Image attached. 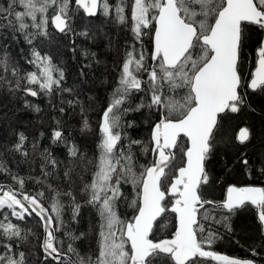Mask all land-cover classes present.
<instances>
[{
	"label": "snow or ice",
	"instance_id": "obj_1",
	"mask_svg": "<svg viewBox=\"0 0 264 264\" xmlns=\"http://www.w3.org/2000/svg\"><path fill=\"white\" fill-rule=\"evenodd\" d=\"M126 8L129 10L127 15ZM80 9L88 17H95L98 10L109 16L113 6L108 0H4L0 4V31L10 32L11 40H18L17 34H22L29 45H33L36 39L52 41L54 33L77 35L75 13ZM114 12L115 21L128 28L132 39L126 42L115 86L102 113L96 171L91 183L84 188L87 193L85 203L96 210L99 218L98 255L95 261L90 257L81 258L80 264H204L205 259L219 264H254L249 259L229 258L206 250L211 248L217 236L211 228L206 229L202 221L210 219L205 206L215 205L223 209L224 214L219 219H211L232 231L231 217L237 209L250 204L258 210L257 218L264 233V187L229 185L225 199L217 203L204 197L202 186L209 182L205 161L216 147L215 134L221 127L222 114L237 113L247 105L245 88L264 94V0H119ZM248 25L257 26L262 34L257 49V66L250 81H246L239 71L248 39ZM78 34L87 37L90 32L85 30ZM71 43L75 44L74 41ZM149 43L150 48L146 46ZM6 49L7 44L3 56H0V81L8 84L10 93L20 90L32 97L40 93L51 97L54 91L57 94L74 92L73 88L62 86L64 71L53 63L50 54L33 46L27 62L34 65L36 71L21 75ZM9 72L18 77L14 85L5 75ZM80 75L85 76L83 68ZM178 89H187L181 100L174 96ZM140 93L143 94L140 103H135ZM63 102L72 105L78 100ZM25 105L31 106L28 101ZM80 108L81 131H90L86 106L81 103ZM143 109L149 112L146 119L151 122L152 146L131 139L125 145L126 133L121 131L123 118L129 112ZM35 110L40 109L37 106ZM60 111L64 109L60 108ZM157 114L160 118L152 121L151 117ZM124 123L133 126L132 122ZM181 135L190 141L186 148V166L180 167L178 176L170 182L165 169L170 163L171 150L179 147ZM16 137L10 151L26 159L27 137L23 132L16 133ZM249 139L247 127L241 128L235 137L240 144ZM52 140L67 145L59 128L53 130ZM133 145L142 146L141 153L152 152L158 158L150 165H140L137 154L132 151ZM68 152L71 157L83 158L74 144ZM42 155L45 159L51 157L48 148H44ZM241 162L249 170V161L243 154ZM49 163L54 166L57 161L50 159ZM71 171L65 172V176ZM0 173H7L18 185L14 188L0 184V209H11L12 216L20 220L35 213L43 222L45 231L41 243L45 259L61 260L63 242L54 235L59 227L53 229L54 220L59 221L61 216L59 201L52 204L53 217L38 198L43 193L33 196L26 192L25 178L13 174L2 159ZM122 183H131L138 197L129 202L135 212L130 220L122 219L118 212L119 202L127 199L121 190ZM166 192L174 198L170 211L176 214L178 223L171 238L154 240L150 238L154 223L169 210V206L162 203ZM72 200V218L75 220L81 205L75 203L74 196ZM0 234L8 241L3 245L0 264H25L24 252L16 253L15 248L27 240V235L11 221L0 223ZM85 235L82 232L75 238ZM68 251H74L71 244Z\"/></svg>",
	"mask_w": 264,
	"mask_h": 264
},
{
	"label": "trees",
	"instance_id": "obj_2",
	"mask_svg": "<svg viewBox=\"0 0 264 264\" xmlns=\"http://www.w3.org/2000/svg\"><path fill=\"white\" fill-rule=\"evenodd\" d=\"M3 3L4 0H0V4ZM108 3L113 6L112 14L109 16H105L102 10H98L95 17H87L82 9L76 11L74 29L77 35L65 36L54 33L52 41L36 39L33 41V45H29L25 42L22 34H17L18 40H11L10 32L0 31V37H8L7 40L0 38V54L1 51H4V45L7 44L6 51L14 57V63L21 75L36 71L34 65L27 62L31 58V49L35 46L42 53L50 54L53 63L63 69L65 80L62 86L74 89L72 94L67 92L57 94L54 91L51 97L44 93L32 97L17 90L19 95L16 96L9 92L8 84L3 82L4 85L0 82V159L4 160L6 166L12 169L13 174H19L25 178L24 190L26 192L33 196L43 193V196H38V198L49 209L50 215L55 217V213L51 212L54 201H59L62 206L60 219L59 221L54 220L53 224L54 230L59 227V231H54V235L58 241L63 242L61 250L64 257L58 263L49 258L45 259V255L42 254L40 250L41 231L33 221L17 219L12 216L11 209L6 207L0 209V223L11 221L20 227L22 234L28 237L25 242L15 248L16 253L24 252L25 264H80L81 258L90 257L95 261L98 255L99 218L96 210L85 203L87 193L84 188L85 185L91 183L96 171L100 155L98 144L101 140L99 124L103 110L107 107L110 94L115 86L126 42H130L132 39L128 28L118 24L114 19V6L119 3V0H108ZM128 11L126 8V15ZM91 25L100 27V30L104 31L105 34L101 36L103 38L97 36L94 39L91 37ZM85 30L90 32L89 36L78 34ZM247 33L248 39L242 53L239 71L245 80L249 81L257 61V49L262 34L255 25H248ZM147 39L145 37L146 41ZM71 41H74L75 44L73 45ZM146 46L150 48L151 44ZM73 47H75V51H72ZM86 65L87 67H85ZM81 68L85 73L84 77L80 75ZM5 75L13 85L18 79V77H13L10 72ZM243 91L247 92V105L237 113L222 114L221 127L216 130L215 134L216 147L205 161L209 182L202 186V193L206 199L217 203L223 201L229 185L264 187V94L253 92L247 88ZM87 94L92 95L95 99L88 100ZM186 94L187 89H178L174 96L175 99L181 100ZM142 96V93L137 94L134 102L140 103ZM67 100H78V102L72 105L66 102L62 103ZM25 101H28L31 106H26ZM84 102L86 111L91 112L88 118H96L93 134L81 131L80 104H84ZM37 106L39 111L35 110ZM60 108H63L64 111L61 112ZM148 116V110L143 109L141 112H129L123 118L121 131L126 133L125 145L131 139L141 140L144 145L152 146L150 144L151 122L146 119ZM159 118L160 116L157 114L153 115L151 120L155 121ZM125 121L132 122L133 126L128 127L124 123ZM244 127L249 129L250 139L244 144H240L235 140V137L238 130ZM57 128L63 132L67 145L64 142H53L52 133ZM18 132H23L27 137L25 148L28 157L26 159L22 158L19 153L10 151L11 145L17 139L16 133ZM34 144L35 149L33 148ZM73 144L81 154L93 156L92 162H89L88 157L83 160L79 157L69 156L68 148ZM178 145V148H174L171 164L165 169L170 182L184 163L186 140L178 138ZM141 147L133 145L132 151L137 154L140 165H150L155 159V154L152 152L141 153ZM44 148H48L51 153L49 159H45V156L42 155ZM242 154L249 161L247 166L249 170H246V166L241 162ZM50 159H55L56 165L53 166L49 163ZM69 169L72 171L66 177L65 172ZM0 184L18 187L7 173H0ZM121 190L127 199H122L119 202L118 212L122 219L130 220L135 212L132 207H129V202L138 199L137 193L131 183H122ZM162 190H164L163 187ZM66 193H71V195H66ZM73 196L75 203L81 205L80 214L75 220L72 218ZM173 200V197L166 195L165 201L162 203L170 206ZM205 209L210 219L202 222L206 229L211 228L217 236L211 248L206 250L231 258L249 259L254 264H264V236L253 207L247 204L236 210L230 221L232 231H228L211 219V217L219 219L224 214L223 209L207 206ZM174 231V217L166 211L155 222L150 238L154 240L171 238ZM82 232L86 235L76 239L75 237H79ZM204 236H207V231ZM5 243H8L7 239L0 234V254L4 253L3 245ZM69 244L74 251H68ZM57 246L60 247L59 244ZM204 264L219 263L204 261Z\"/></svg>",
	"mask_w": 264,
	"mask_h": 264
},
{
	"label": "rangeland",
	"instance_id": "obj_3",
	"mask_svg": "<svg viewBox=\"0 0 264 264\" xmlns=\"http://www.w3.org/2000/svg\"><path fill=\"white\" fill-rule=\"evenodd\" d=\"M89 23V22H88ZM88 26H90V24H88ZM103 26V25H102ZM102 28V27H101ZM90 29H91V31H92V33H91V37L92 38H94V39H96L97 38V36L98 37H101V36H103L105 33H104V31H101L100 30V27H96L95 25H91V27H90ZM101 38H103V37H101ZM3 54H4V51H1V56H3ZM10 57H11V59H12V61L13 62H15V60H14V57L12 56V55H9ZM16 64V63H15ZM7 74V73H6ZM2 84H4L3 83V81H0ZM5 85V84H4ZM95 87V86H94ZM14 95H19L17 92H15L14 93ZM86 98L88 99V100H93V99H95L92 95H90V94H87L86 95ZM89 98H91V99H89ZM84 105H86V103L84 102ZM94 112V111H93ZM92 112V113H93ZM86 113V116H87V119H88V121H89V125H90V128H91V130L90 131H87V132H83V133H86V134H93V132H94V127H95V123L94 122H96L95 120H96V118H88V116H90V111L89 112H85ZM82 119V118H81ZM81 123H82V120L80 121ZM18 126H19V124H18ZM23 128H25L24 126H23ZM89 154V153H88ZM87 154H83V160L84 159H86V157H88L89 158V162L91 163L92 162V160H93V156H91L90 154L88 155V156H86ZM125 201V200H124ZM174 201V200H173ZM12 211V210H11ZM24 219H28V220H30V221H33L34 222V224L35 225H37L39 228H40V224H39V222H38V220H36L32 215H25V217H24ZM41 231V230H40Z\"/></svg>",
	"mask_w": 264,
	"mask_h": 264
},
{
	"label": "water",
	"instance_id": "obj_4",
	"mask_svg": "<svg viewBox=\"0 0 264 264\" xmlns=\"http://www.w3.org/2000/svg\"><path fill=\"white\" fill-rule=\"evenodd\" d=\"M87 17H88V16H87ZM57 34H59V33H57ZM256 66H257V61H256V63H255V68H256ZM255 68L253 69L252 73H254ZM251 76H252V74H251ZM249 81H250V80H249ZM249 90H251V89H249ZM251 91H252V90H251ZM238 133H239V131H238ZM238 133H237V135H238ZM179 138H184V139L186 140L187 147L190 146V141H188L187 137H184L183 135H181ZM171 151H172V156H171V158H170V163H169V165L171 164V162H172V160H173V157H174V154H173L174 148H173ZM157 158H158V157H157V155L155 154V159H154V160H156ZM186 161H187V157H186V150H185V152H184V163H183L182 166H186ZM178 170H179V169H178ZM178 170L176 171V175H175V177L178 176V174H179V171H178ZM175 177L173 178V180H172L171 182H174ZM4 185H6V184H4ZM6 186H7V185H6ZM169 187H170V185H169ZM166 194H167L168 196L172 197L170 192H166ZM225 196H226V192H225ZM224 199H225V197H224ZM170 206H171V205H170ZM170 206H169V210H168V212L171 213V214L173 215V217H174V222H175V227H176L178 221H177V219H176V214H175V213H172V212L170 211ZM206 206H207V207H210V208H216L215 205H211V206L206 205ZM251 206L255 208V206H253V205H251ZM255 210H256V215H258V210H257L256 208H255ZM32 216H33L36 220H38V222H39V224H40V230H41V235H42L41 243H42V241H43L44 238H45V231H44V227H43V222L39 219V217H37V216L35 215V213H33ZM159 218H160V217H158L157 220H158ZM257 219H258V218H257ZM262 234H263V236H264V233H262ZM40 250H41L42 254H44V252H43V250H42V248H41V244H40ZM44 255H45V254H44ZM62 257H64V256H62ZM62 257H61V258H62ZM229 258H231V257H229ZM49 259H52V258L49 257ZM52 260H53V259H52ZM205 260H207V261H214V260H211V259H205ZM53 261H54L55 263H58V262H59V261H56V260H53ZM214 262H217V261H214Z\"/></svg>",
	"mask_w": 264,
	"mask_h": 264
},
{
	"label": "flooded vegetation",
	"instance_id": "obj_5",
	"mask_svg": "<svg viewBox=\"0 0 264 264\" xmlns=\"http://www.w3.org/2000/svg\"><path fill=\"white\" fill-rule=\"evenodd\" d=\"M239 131V130H238ZM238 133V132H237ZM237 135V134H236ZM173 180V179H172ZM170 185V184H169ZM168 185V186H169ZM226 192V191H225ZM167 195V194H166ZM168 196V195H167ZM170 197V196H169ZM224 197H225V194H224ZM224 200V199H223ZM248 205H250V204H248ZM251 206V205H250ZM252 207V206H251ZM254 208V207H253ZM255 209V208H254ZM256 211V210H255ZM155 224V223H154ZM260 224V223H259ZM261 226V225H260ZM262 232V231H261ZM263 235V234H262ZM219 255H223V254H219ZM229 257V256H228ZM205 261H207V260H205ZM208 262V261H207ZM209 262H214V261H209ZM216 263H219V262H216Z\"/></svg>",
	"mask_w": 264,
	"mask_h": 264
}]
</instances>
